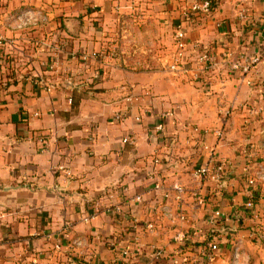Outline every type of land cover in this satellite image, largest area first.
<instances>
[{"label": "crops", "instance_id": "0c3cea01", "mask_svg": "<svg viewBox=\"0 0 264 264\" xmlns=\"http://www.w3.org/2000/svg\"><path fill=\"white\" fill-rule=\"evenodd\" d=\"M191 1L9 0L1 6L0 35L14 44L0 47V264H114L109 241L126 247L128 219L150 221V207L161 201L151 191L155 152L172 143L156 168L169 186L186 183L188 167L210 157L185 146L189 125L223 130L221 140L209 134L205 141L216 159L231 162L228 178L236 180L228 193L244 213L242 147L254 144L264 160V55L246 77L215 72L211 88L167 68L126 71L113 57L121 17L144 4L156 6L174 30L182 25L189 44L217 55L223 45L237 54L262 53L264 36L257 33L264 25V0L251 2L247 24L236 19L243 0H217L210 17L184 24L181 14ZM26 10L36 21L15 29V18ZM189 61L192 67L193 55ZM253 107L259 115H250ZM116 113L126 117L116 122ZM164 113L172 116L157 136L154 127ZM136 195L143 204L130 201ZM258 197L264 226V185ZM113 204L121 215L110 213ZM231 204L219 206L230 214ZM170 205L175 211L176 204ZM181 208L202 232L206 213L188 198ZM244 218L237 228L215 229L211 264H232L236 247L238 264H264V245L250 237L253 225ZM157 229L144 235V252L120 264H152L155 249L163 252L157 264H181L185 255L173 247L170 223Z\"/></svg>", "mask_w": 264, "mask_h": 264}, {"label": "built area", "instance_id": "2783aa9c", "mask_svg": "<svg viewBox=\"0 0 264 264\" xmlns=\"http://www.w3.org/2000/svg\"><path fill=\"white\" fill-rule=\"evenodd\" d=\"M7 1L9 0H0V8ZM215 1L192 0L189 7L181 14L182 22L184 24L189 23L196 15L210 17L212 15V4ZM252 1L254 0H243L238 5L236 19L242 24H247L249 21L248 9L251 7ZM35 21L36 18L31 11H23L15 18V29H24ZM1 23L2 15L0 13V25ZM217 27H219V23ZM258 31L257 34L264 36V25ZM185 35L186 30L182 25L177 26L174 30L172 35V53L167 69L171 73L185 75L193 82H201L207 88L213 86L215 72L235 73L243 77L250 75L259 64L261 55H264V44L261 54H237L223 45V52L217 55L210 48L199 43L189 44L185 40ZM12 44H14V40L6 39L0 35V47L11 46ZM192 55L194 63L192 67H189V59ZM260 112L259 109L253 107L249 113L252 116H257ZM229 114V111H226L224 117H228ZM34 116L37 115L35 114ZM171 116L170 113H164L160 116L159 124L154 127L155 135H163V122H168ZM125 117V114L116 113L114 119L116 122H120ZM186 132L185 146L200 154L207 152L210 157L201 164H194L188 167L186 184L185 182H178L169 186L165 182L166 176L162 175L161 170L156 168L161 167L163 164L164 150L172 143L165 144L164 142L160 152L159 150L155 152L151 162L155 168L151 173V191L159 195L161 201L150 207L149 211L152 216L150 221L144 223L138 219H128L126 235L129 233V237H127L129 244L126 247H119L118 240L112 239L109 241L108 245L114 251V264H120L128 259L135 260L146 249L143 242L144 235L153 236L157 234L158 225L163 221H168L173 229L171 241L174 249L176 252L178 251L180 254L185 255V259H183L181 264H211L215 259L218 245L217 237L214 234L215 229L218 227L237 228L242 224L245 216L253 225L249 232L250 237L253 239L263 237L264 226L260 221V214L256 210V201L259 198L258 191L264 185V160L261 156V151L252 143H248L241 149L243 163L239 193L244 199L242 204L244 213L241 214V211L235 207L233 197L230 198L232 194L228 193V189H235V182L233 181L236 180L232 179L231 176L228 178L231 162L225 159H216L212 148L205 141L206 136L209 134H212L217 140H221L223 130L218 128L209 131L197 125H189ZM260 148L263 149L264 146ZM186 198L190 200L191 205L195 209L206 213L205 228L202 232L194 228L193 220L190 218L189 213L181 208V204ZM225 200H229L232 203L233 211L230 214L224 212L219 206ZM130 201L136 204H143V199L140 195H136ZM171 201L176 204L175 211L170 205ZM109 209L111 214L121 215L123 213L122 208L117 204L111 205ZM84 220L88 221V219ZM189 241H197L204 243V245L188 246L185 251L182 250L183 246ZM73 245L79 247L81 242L75 240ZM151 254V263L153 262L154 264H157L163 256V252L160 249L153 250ZM238 260L239 249L236 247L233 250L232 264H238Z\"/></svg>", "mask_w": 264, "mask_h": 264}, {"label": "rangeland", "instance_id": "374dc122", "mask_svg": "<svg viewBox=\"0 0 264 264\" xmlns=\"http://www.w3.org/2000/svg\"><path fill=\"white\" fill-rule=\"evenodd\" d=\"M155 7L138 5L121 17L115 38L118 46L113 53L121 69L135 73L166 70L174 29L159 18ZM255 240L264 245V236Z\"/></svg>", "mask_w": 264, "mask_h": 264}, {"label": "trees", "instance_id": "16d2710c", "mask_svg": "<svg viewBox=\"0 0 264 264\" xmlns=\"http://www.w3.org/2000/svg\"><path fill=\"white\" fill-rule=\"evenodd\" d=\"M217 4H218V2H217V0L212 4V13L214 12V10L216 9V7H217ZM197 16H200V15H196V16H194V17H197ZM115 57H117V56H115ZM123 70H126V69H123ZM126 71H129V70H126ZM131 72V71H130ZM198 245H204V243H199V242H197V241H195V242H193V241H189V242H187L186 243V245H184L183 246V248H182V250H184L185 251V249L188 247V246H198Z\"/></svg>", "mask_w": 264, "mask_h": 264}]
</instances>
